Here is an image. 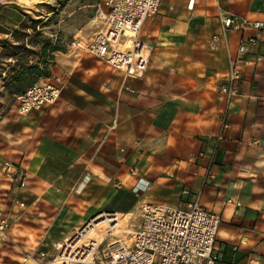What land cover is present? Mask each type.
<instances>
[{
  "label": "crops",
  "instance_id": "0c3cea01",
  "mask_svg": "<svg viewBox=\"0 0 264 264\" xmlns=\"http://www.w3.org/2000/svg\"><path fill=\"white\" fill-rule=\"evenodd\" d=\"M221 9L264 22V0H165L142 28L152 55L141 78L91 56L56 55L48 79L60 80L59 100L0 122V206L10 223L0 264H50L57 245L101 212L114 211L123 223L121 214L142 216L147 203L186 210L197 199L221 219L216 264H259L264 29L229 33L233 54L244 38L258 42L227 107L219 85L228 53L221 42L211 46ZM7 30L0 34L9 37Z\"/></svg>",
  "mask_w": 264,
  "mask_h": 264
},
{
  "label": "built area",
  "instance_id": "2783aa9c",
  "mask_svg": "<svg viewBox=\"0 0 264 264\" xmlns=\"http://www.w3.org/2000/svg\"><path fill=\"white\" fill-rule=\"evenodd\" d=\"M164 1L104 0L110 8L108 15L103 13L104 29L91 37L76 36L69 47L74 54L97 58L127 78H141L149 69L152 55V47L141 37L142 28L147 19L159 13ZM219 20L220 31L214 35L211 46L216 50L221 42L228 53L229 69L219 85V99L229 107L239 96L240 83L250 63L246 59L249 47L258 42L255 37L244 38L237 53L233 54L229 47V33L245 32L248 28L263 30L264 22L238 18L222 9ZM59 83L60 80L42 79L19 95L18 114L25 116L55 104L62 94ZM223 124L224 129L229 127L226 116ZM6 168L9 172L14 171L10 163ZM213 177L211 174L210 178ZM114 215L116 212L108 213L111 218ZM96 220L93 218L65 243L57 245V255L50 264H216L218 261L216 240L221 219L203 207L199 199L186 210L145 204L142 222L133 234L131 246L116 241L109 243L101 253L98 250L104 237L100 242L90 235L84 237L90 224ZM9 227V219L0 206V245ZM46 257L45 252L40 253V258ZM259 264H264V255Z\"/></svg>",
  "mask_w": 264,
  "mask_h": 264
},
{
  "label": "rangeland",
  "instance_id": "374dc122",
  "mask_svg": "<svg viewBox=\"0 0 264 264\" xmlns=\"http://www.w3.org/2000/svg\"><path fill=\"white\" fill-rule=\"evenodd\" d=\"M103 13L107 15L110 13V8L106 6L104 0H27V3L26 0H0V33L9 34L7 29H13V33L9 37L0 34V63L3 64L0 73L5 76L9 72L10 68L7 63L12 60L6 59V55L11 52V45H18L17 40H20L22 44H27L30 49L29 51H18L20 53L18 58L24 57L29 64L39 60L40 50L46 39L59 45L62 51L55 54V59L49 66L52 70L57 54H74L69 46L76 36L92 35L105 27ZM21 16L24 17L22 22L25 21L26 27L30 28L21 29L22 23L14 28V24H17ZM6 22L7 24H5ZM34 25L37 27V32L42 33V36L35 34L36 32L31 28ZM14 33H16V40L13 38ZM34 51L35 53H33ZM2 55L3 57H1ZM18 96H10L0 79V114L3 115L0 122L7 116H23L19 115L16 109ZM7 173L11 172L7 170ZM108 213L115 212H101L94 218H105L104 216ZM121 215L123 223L120 221L118 227V230L122 231L121 234L114 235V231L110 230L108 225H101L97 228L98 233L104 234V241L98 250L100 253L106 249L109 243L118 240H122L126 247L131 246L133 234L139 228L142 216L138 212L127 216ZM110 224L117 225L116 222ZM90 238L99 240V235H92ZM36 255L38 257L39 253Z\"/></svg>",
  "mask_w": 264,
  "mask_h": 264
},
{
  "label": "trees",
  "instance_id": "16d2710c",
  "mask_svg": "<svg viewBox=\"0 0 264 264\" xmlns=\"http://www.w3.org/2000/svg\"><path fill=\"white\" fill-rule=\"evenodd\" d=\"M26 22H22L21 29H27ZM34 32L37 36H42V33L37 32V27L34 25ZM16 33H14L13 38L16 40ZM18 45H11L10 54L6 55V59L12 60L7 63L10 68L9 72L4 76L0 73V79L2 80L3 87L6 92L14 97L24 94L30 87L40 82L42 79H48L52 76V70L50 69V64L55 59V54L61 52L62 48L56 45L50 39H46L40 50V58L37 62L29 64L26 59L18 58L20 54L18 51L26 50L29 51L27 44H22L20 40H17ZM5 43H8L5 41ZM35 53V51L33 52ZM3 57V55L1 56ZM3 69V64L0 63V70ZM0 114V120L2 119Z\"/></svg>",
  "mask_w": 264,
  "mask_h": 264
},
{
  "label": "bare ground",
  "instance_id": "6f19581e",
  "mask_svg": "<svg viewBox=\"0 0 264 264\" xmlns=\"http://www.w3.org/2000/svg\"><path fill=\"white\" fill-rule=\"evenodd\" d=\"M26 3H27V0H26ZM105 218H97L98 220H96L95 222H92L89 226V228L86 230V234L84 237H86V235H99V242L103 240V237H104V234L101 235V233H98L97 232V228L101 225H108V227L110 229H112L114 231V235H118V234H121L122 231L118 230V227L120 225V221H121V216L116 214L114 215V218H111L110 216L108 215H105L104 216ZM111 222H116L117 225L115 226H112L110 223ZM107 231V230H106ZM105 231V232H106ZM117 243H123L122 240H118Z\"/></svg>",
  "mask_w": 264,
  "mask_h": 264
}]
</instances>
